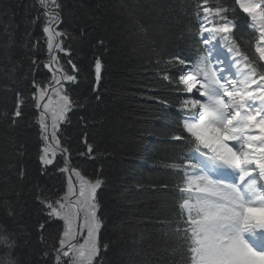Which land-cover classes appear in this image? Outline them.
Returning a JSON list of instances; mask_svg holds the SVG:
<instances>
[{"label":"snow or ice","instance_id":"6c2138e0","mask_svg":"<svg viewBox=\"0 0 264 264\" xmlns=\"http://www.w3.org/2000/svg\"><path fill=\"white\" fill-rule=\"evenodd\" d=\"M34 6L37 15L26 19L23 35L17 37L15 29L6 26L7 40H0V76L8 78L9 72L27 61L25 80L31 85L30 96L15 92L14 105L0 111V121L7 123L8 141L15 146L12 132L31 104L37 110L35 122L40 129V171L46 175L47 166L55 167L59 153L66 159L57 171L67 173V183L62 194L56 188L33 185L37 213L33 224L16 221L8 225L7 219L20 216L25 208L16 185L4 192L7 198H0V264H23L15 253L17 240L24 236L32 243L33 232L44 264L53 256V264H106L109 253L113 259L107 264H122L124 249L111 239L105 241L102 233L104 213L98 190L106 181L102 173L89 178L70 166L72 149L60 134L62 125L71 123L73 110L84 107L71 87L79 83L82 70L68 41L78 37L60 29L65 16L63 0H34ZM194 6L199 29L193 33V55L178 52L167 59L156 51L157 34L150 23L153 13L165 12L158 0H149L143 7L120 0L116 6L126 21L122 43L139 40L151 49L156 59L149 63H154L157 74L176 93L177 111L186 114L166 141L181 147L174 148L173 157L164 165L179 181L178 211L173 218L159 221L164 247L157 245L151 255L145 252V264L153 259L158 264H264V0H232L227 5L225 0H216L212 6L210 0H199ZM174 11L167 8L169 16ZM175 19L178 24L179 16ZM37 24L42 36L33 39L29 28ZM241 24L258 33L254 45L258 58L242 50L237 35ZM41 42L46 46L43 53ZM95 46L105 48L106 41L101 38ZM220 49L232 57L227 63L220 60ZM17 51L22 54L20 60L15 57ZM41 54L45 60L39 58ZM41 67L51 76L38 80ZM103 67V56H94L93 93ZM185 94L191 95L179 98ZM153 99L165 108L172 106L166 98ZM95 100L99 102L101 97L96 95ZM81 120L85 126L90 123L85 117ZM86 136L87 151L78 155L91 158L94 148ZM23 154L17 151L14 156ZM7 168L15 170L19 181L28 177L19 160H9ZM52 224L58 225L54 232L50 231ZM49 236L54 241L51 244Z\"/></svg>","mask_w":264,"mask_h":264},{"label":"trees","instance_id":"16d2710c","mask_svg":"<svg viewBox=\"0 0 264 264\" xmlns=\"http://www.w3.org/2000/svg\"><path fill=\"white\" fill-rule=\"evenodd\" d=\"M137 2L143 7L149 0H127L130 5ZM158 2L165 12L163 15L153 13L150 20L153 32L157 34L156 51L162 52L165 59L178 52L193 55V33L198 31L194 5L199 0ZM215 2L210 0V6ZM231 2L225 0L226 5ZM63 3L65 16L60 29H66L78 37L68 43L74 48L73 58L82 70L79 83L71 87L84 107L73 110L71 123L61 127V138L72 149L71 157L68 158L71 167L81 169L89 178L102 173L106 181L103 188L98 190L103 204L104 240L111 239L117 247L124 249L122 264H145V252L151 255L150 250L157 245L164 247L159 221L173 218L178 211L177 203L181 194L176 189L179 181L175 173L166 170L164 165L173 157L174 148L181 147L166 141L181 122L184 113L177 111L175 102L178 97L172 87L157 74L154 63H149L150 59L153 62L156 59L151 49L145 48L139 40L122 43L120 37L126 21L120 14L122 10L116 7L120 0H63ZM169 6L176 10L171 16L167 12ZM36 15L34 0H0V40H7L4 33L6 26L10 30L15 29L17 37L23 35L26 19ZM177 15L178 24L175 19ZM29 30L33 33V39L42 36L39 24L31 26ZM237 35L245 54L257 57L253 50L256 36L246 24H241ZM101 38L106 41L105 48L95 46ZM41 51H46L43 42ZM58 55L63 57V53ZM96 55L103 56L104 67L97 92L93 93L92 86L96 82L92 66ZM15 57L17 60L23 58L19 51ZM39 58L46 59L43 54ZM27 71L28 63L24 61L18 64L15 72L8 73V78L0 76V111L14 105L16 91L30 96V80H25ZM50 76L51 73L43 67L36 74L38 80ZM96 95L101 97L99 102L95 100ZM154 97L166 98L172 102V106L165 108ZM185 97L186 94L179 98ZM24 112V118L12 132L15 146L8 141L7 123L0 121V198H7L4 192L16 185L25 208L20 216L7 219L9 226L16 221L21 224L34 223L37 213L33 185L56 188L62 194L67 183V173L57 171L64 167L65 161L59 153L55 167L47 166L46 175L40 171L37 156L40 129L35 122L37 110L28 104ZM82 117L90 121L87 126L81 120ZM85 133L87 143L94 148L91 158L78 155L79 152L87 151ZM17 151L24 154L14 156ZM9 160L13 163L19 160L26 166V180L19 181L15 170L7 168ZM161 185L168 187L153 190ZM12 199H16L14 194ZM58 224L62 226V221ZM57 226L52 224L50 231L54 232ZM31 239L32 243H27L25 237L20 236L15 253L23 264H44L35 232L31 234ZM48 242H54L51 236ZM169 243L171 247H176L174 242ZM104 259L107 264L113 259V254L109 253ZM53 261L54 256L47 260V264H53ZM151 264H158V260L153 259Z\"/></svg>","mask_w":264,"mask_h":264},{"label":"rangeland","instance_id":"374dc122","mask_svg":"<svg viewBox=\"0 0 264 264\" xmlns=\"http://www.w3.org/2000/svg\"><path fill=\"white\" fill-rule=\"evenodd\" d=\"M226 59L228 60V59H230L231 58V56H229V54H226ZM226 63V62H225ZM188 95H191V94H188ZM196 97L198 98L199 97V94L198 93H196ZM82 242V241H81Z\"/></svg>","mask_w":264,"mask_h":264}]
</instances>
